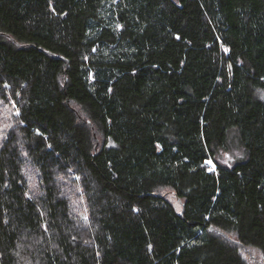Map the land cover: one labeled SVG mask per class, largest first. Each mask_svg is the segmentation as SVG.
<instances>
[{
	"label": "trees",
	"instance_id": "16d2710c",
	"mask_svg": "<svg viewBox=\"0 0 264 264\" xmlns=\"http://www.w3.org/2000/svg\"><path fill=\"white\" fill-rule=\"evenodd\" d=\"M257 90L264 0H0V264L264 262Z\"/></svg>",
	"mask_w": 264,
	"mask_h": 264
},
{
	"label": "rangeland",
	"instance_id": "374dc122",
	"mask_svg": "<svg viewBox=\"0 0 264 264\" xmlns=\"http://www.w3.org/2000/svg\"><path fill=\"white\" fill-rule=\"evenodd\" d=\"M256 95L262 99H264V93L260 90L256 91ZM243 155V149L240 147V145L238 144V142L236 141V139H231L230 144L228 145V149L226 150H217V158L226 164H231L233 161H235L236 159L242 157ZM211 163H208V162ZM207 164L209 165V167L212 168V164L215 166V163L213 162L212 159H208L207 160ZM169 197L171 198V200L173 201V203L175 204V207L179 208V204L178 202L175 200V198L173 197V195H171V193L168 194ZM75 202H74V207H75V215L80 218L81 220H84L86 217V214L84 212V205L82 203V200L80 198L79 195H77L75 197ZM245 257L249 260L250 264H264V262L262 261V259L260 258L259 255H257V253L255 251H251V250H247V251H243Z\"/></svg>",
	"mask_w": 264,
	"mask_h": 264
},
{
	"label": "built area",
	"instance_id": "2783aa9c",
	"mask_svg": "<svg viewBox=\"0 0 264 264\" xmlns=\"http://www.w3.org/2000/svg\"><path fill=\"white\" fill-rule=\"evenodd\" d=\"M206 162H207V160H206ZM208 166H209V165H208ZM209 169H210V170H214V169H215V166L212 164V168L209 167Z\"/></svg>",
	"mask_w": 264,
	"mask_h": 264
},
{
	"label": "snow or ice",
	"instance_id": "6c2138e0",
	"mask_svg": "<svg viewBox=\"0 0 264 264\" xmlns=\"http://www.w3.org/2000/svg\"><path fill=\"white\" fill-rule=\"evenodd\" d=\"M117 27H120V25H117ZM178 38H179V37H178ZM226 51H227V49H226ZM208 163H211V162L209 161Z\"/></svg>",
	"mask_w": 264,
	"mask_h": 264
},
{
	"label": "water",
	"instance_id": "95a60500",
	"mask_svg": "<svg viewBox=\"0 0 264 264\" xmlns=\"http://www.w3.org/2000/svg\"><path fill=\"white\" fill-rule=\"evenodd\" d=\"M210 229H213V227L211 226Z\"/></svg>",
	"mask_w": 264,
	"mask_h": 264
}]
</instances>
